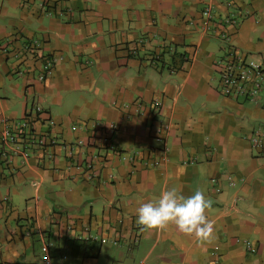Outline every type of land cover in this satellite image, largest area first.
Here are the masks:
<instances>
[{
    "label": "crops",
    "instance_id": "crops-1",
    "mask_svg": "<svg viewBox=\"0 0 264 264\" xmlns=\"http://www.w3.org/2000/svg\"><path fill=\"white\" fill-rule=\"evenodd\" d=\"M229 49L264 66V0H0V264L50 238L60 263L264 264V98L223 94ZM173 188L211 199L213 243L136 223Z\"/></svg>",
    "mask_w": 264,
    "mask_h": 264
},
{
    "label": "clouds",
    "instance_id": "clouds-1",
    "mask_svg": "<svg viewBox=\"0 0 264 264\" xmlns=\"http://www.w3.org/2000/svg\"><path fill=\"white\" fill-rule=\"evenodd\" d=\"M183 168L177 169L180 175ZM212 201L203 190L197 189L184 196L176 189L163 191L156 201L142 203L135 210L136 223L144 230H169L174 228L201 244H211L216 239L215 220L210 218Z\"/></svg>",
    "mask_w": 264,
    "mask_h": 264
},
{
    "label": "built area",
    "instance_id": "built-area-1",
    "mask_svg": "<svg viewBox=\"0 0 264 264\" xmlns=\"http://www.w3.org/2000/svg\"><path fill=\"white\" fill-rule=\"evenodd\" d=\"M202 15L205 17L207 21L211 18V8L205 7L202 10ZM207 24V23H206ZM41 42L40 40H35L34 45L32 48H35L32 53H40ZM31 44L27 47L30 48ZM56 60L55 57H51L48 54L44 56V64L42 65V73L39 76V79L42 80L45 76L50 73L51 67L53 62ZM221 69L220 72V82H221V90L223 94L237 97V96H244L254 102H258L260 98H264L261 95L264 92V66L254 61H247L244 57L239 55L234 49H229L225 56L221 61ZM155 109H159L161 105V100L156 99L154 101ZM41 111L40 106H34L29 109V112L36 113ZM125 158L124 156H122ZM88 163L86 166L93 167L92 160L87 161ZM233 184V182H231ZM137 229V228H136ZM138 231V230H137ZM47 251V247H45ZM44 264H56L52 258L47 257L44 261Z\"/></svg>",
    "mask_w": 264,
    "mask_h": 264
},
{
    "label": "rangeland",
    "instance_id": "rangeland-1",
    "mask_svg": "<svg viewBox=\"0 0 264 264\" xmlns=\"http://www.w3.org/2000/svg\"><path fill=\"white\" fill-rule=\"evenodd\" d=\"M41 53V52H40ZM64 239H60V243H64ZM50 253H52L53 255H55V257L57 258L56 261L54 259H52L56 264H75V261H79L83 255V249L82 248H79V254L76 253V247H72L71 248V252L69 254H65V257L69 258L68 261H66V263H60L58 261V257H59V254H58V247H57V244H56V240L54 238H50L48 240V242H46V244ZM96 247L98 248V244L96 245H92V247ZM98 250V249H96ZM77 258V259H76ZM59 262V263H58ZM71 262V263H70ZM78 264V263H77ZM96 264H110V242H108L106 245L103 244V247L101 248V252H100V255H99V259L96 261Z\"/></svg>",
    "mask_w": 264,
    "mask_h": 264
},
{
    "label": "trees",
    "instance_id": "trees-1",
    "mask_svg": "<svg viewBox=\"0 0 264 264\" xmlns=\"http://www.w3.org/2000/svg\"><path fill=\"white\" fill-rule=\"evenodd\" d=\"M211 11H212V8H211ZM211 18H212V15H211ZM161 105H162V104H161ZM161 105H160L159 109H156V110H160V108H161Z\"/></svg>",
    "mask_w": 264,
    "mask_h": 264
}]
</instances>
